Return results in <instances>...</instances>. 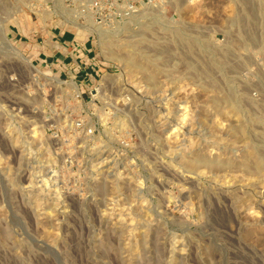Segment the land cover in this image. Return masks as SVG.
Here are the masks:
<instances>
[{
    "label": "rangeland",
    "instance_id": "1",
    "mask_svg": "<svg viewBox=\"0 0 264 264\" xmlns=\"http://www.w3.org/2000/svg\"><path fill=\"white\" fill-rule=\"evenodd\" d=\"M0 264H264V0H0Z\"/></svg>",
    "mask_w": 264,
    "mask_h": 264
},
{
    "label": "built area",
    "instance_id": "2",
    "mask_svg": "<svg viewBox=\"0 0 264 264\" xmlns=\"http://www.w3.org/2000/svg\"><path fill=\"white\" fill-rule=\"evenodd\" d=\"M74 24L77 26V29L91 32L89 35H98L97 27L81 25L75 22ZM66 32H60L61 35L59 38L61 39L57 43H53V47H50L49 52H46V56H48L47 53H50L49 56L52 57L50 61L51 65L60 69L54 75V78L61 79L63 74L73 80H96L97 78H103L107 74V71H102V60L96 54L94 44L89 43L87 39L81 40L75 35L71 40L62 39L63 36L66 37ZM67 35L71 36L70 33ZM54 36L57 37V35ZM74 87L77 93H80L78 82L74 83Z\"/></svg>",
    "mask_w": 264,
    "mask_h": 264
},
{
    "label": "crops",
    "instance_id": "3",
    "mask_svg": "<svg viewBox=\"0 0 264 264\" xmlns=\"http://www.w3.org/2000/svg\"><path fill=\"white\" fill-rule=\"evenodd\" d=\"M66 36H68V35L66 34ZM54 37H55V36H54ZM54 37H52V41H53L54 44L57 43L59 39H61V38H59V37H55V38H54ZM50 47H53V44H51ZM47 55L49 56L50 53H47Z\"/></svg>",
    "mask_w": 264,
    "mask_h": 264
},
{
    "label": "bare ground",
    "instance_id": "4",
    "mask_svg": "<svg viewBox=\"0 0 264 264\" xmlns=\"http://www.w3.org/2000/svg\"><path fill=\"white\" fill-rule=\"evenodd\" d=\"M104 35V34H103ZM109 41V40H108ZM9 45V44H8ZM10 46V45H9ZM10 48V47H9ZM14 48V47H13ZM15 49V48H14ZM12 50V49H11ZM16 53V52H15ZM26 61V63H27V59L25 60ZM29 62V61H28ZM28 66L29 67H34L32 64H31V62H29L28 63ZM33 69V68H32ZM183 119H185V117L183 118ZM183 121V120H182ZM184 122V121H183Z\"/></svg>",
    "mask_w": 264,
    "mask_h": 264
}]
</instances>
